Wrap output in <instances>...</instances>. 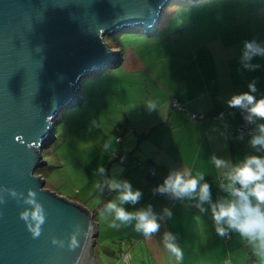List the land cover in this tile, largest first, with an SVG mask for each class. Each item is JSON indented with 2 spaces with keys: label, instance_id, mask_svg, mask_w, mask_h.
I'll return each mask as SVG.
<instances>
[{
  "label": "crops",
  "instance_id": "0c3cea01",
  "mask_svg": "<svg viewBox=\"0 0 264 264\" xmlns=\"http://www.w3.org/2000/svg\"><path fill=\"white\" fill-rule=\"evenodd\" d=\"M163 14L164 11L158 28ZM169 29L159 47L142 46L129 53L125 70L135 76L131 86L135 96L128 98V111L120 118L110 119L108 140L116 135L109 145L114 150L107 179H128L133 188L141 189V198L135 204H123L127 210L151 204L155 212L160 213L167 206L173 215L161 220V227L151 239H146L134 230V221L123 225L117 221L118 227L111 226L113 217L104 205L116 199L119 190L106 184L102 193L85 192L82 197L73 198L94 213L99 226L96 247L100 243L99 252L106 264H120L119 256L129 264H170L162 244L166 230L178 234L184 253L181 264H248L250 254L255 256L256 264H264V255L256 253L238 233L216 232L208 202H204L206 211L201 212L196 197L177 198L152 191L170 170L185 166L193 174H204L211 198L216 201L227 195L220 187L226 169L215 168L210 160L212 154L232 162L249 154L264 155V151L257 152L248 143L250 137L238 128L246 112L228 104L233 95L249 91L248 83L253 79L257 87L254 95L264 96V56L252 58V63L260 65L254 70L244 68L241 62L245 40L264 44V0H253L245 12L221 13L214 31L196 35L198 44L185 43L184 30L169 33ZM123 56L120 67L126 62ZM125 89L116 90L121 107L126 106ZM173 99L183 104L184 111L172 107ZM148 101L155 103V110L145 106ZM192 114L203 118L196 120ZM254 120L256 129L264 123V118ZM241 133L243 139H239ZM150 168L155 169L152 178ZM99 237L102 239L98 242Z\"/></svg>",
  "mask_w": 264,
  "mask_h": 264
},
{
  "label": "water",
  "instance_id": "95a60500",
  "mask_svg": "<svg viewBox=\"0 0 264 264\" xmlns=\"http://www.w3.org/2000/svg\"><path fill=\"white\" fill-rule=\"evenodd\" d=\"M171 1L0 0V264H100L94 213L46 188L36 170L82 80L122 63L106 37L150 34ZM28 199L43 210L38 235L31 215H20L31 213ZM72 234L77 244L69 247Z\"/></svg>",
  "mask_w": 264,
  "mask_h": 264
},
{
  "label": "rangeland",
  "instance_id": "374dc122",
  "mask_svg": "<svg viewBox=\"0 0 264 264\" xmlns=\"http://www.w3.org/2000/svg\"><path fill=\"white\" fill-rule=\"evenodd\" d=\"M252 1L172 0L164 8L159 28L151 29V34L158 30L156 34H146L141 28H136L107 36V43L113 48H119L124 54L125 65L85 77L76 99L77 105L60 112L55 121L53 135L43 149L46 164L36 172V175L41 173L45 179L46 188L74 202H77L73 198L76 195L82 197L85 192H101L96 187L97 183L102 184L103 191L105 190L108 166L114 150L109 145L114 143L116 135L114 133L113 139L108 140L110 135L107 129L111 130L109 122L112 117L120 118L125 110L128 111V98L135 96V91L131 88L135 76L125 70L131 51L140 50L142 46L159 47L163 44V36L169 26V33L175 29L187 32L185 43L198 44L199 37L196 38V35L214 31L221 13L245 12L246 5ZM123 87L126 88L123 91L126 94L123 98L125 107L120 106L116 92ZM118 143L115 142L117 145ZM100 166L105 169L103 173L99 171ZM99 198L97 196L96 200ZM101 239L99 237L98 242ZM99 246L100 243L95 246V254L100 264H106L99 252ZM119 258L120 264H129L124 257Z\"/></svg>",
  "mask_w": 264,
  "mask_h": 264
},
{
  "label": "clouds",
  "instance_id": "9594fccd",
  "mask_svg": "<svg viewBox=\"0 0 264 264\" xmlns=\"http://www.w3.org/2000/svg\"><path fill=\"white\" fill-rule=\"evenodd\" d=\"M258 55L264 56V44L255 39L245 40L241 55L243 67L249 70L260 67L259 64L251 62L252 58ZM248 89L249 91L233 95L228 100V104L239 106L244 110L248 121L264 118V96L257 98L254 95L257 91L255 79L249 81ZM145 106L149 110H155L156 107L152 101L146 102ZM239 139H243V133L240 134ZM248 143L257 152L264 151V123L257 125V132L249 138ZM210 160L216 169H226L222 173L225 180L220 184V187L227 193L225 197L213 201L210 185L204 179V174H193L192 170L185 166L170 170L163 182L157 184L152 191L169 193L177 198L196 197L195 203L201 212L206 211L204 202H208L218 234L224 235L229 231H234L245 238L256 253L264 255V155L249 154L242 160L232 162L212 154ZM99 171L103 173L104 167L100 166ZM105 183L108 187L119 190L117 198L104 205V209L112 214V227H118L117 221L121 225L134 221V230L143 233L146 239H151L152 234L161 227L160 221L173 215L172 210L167 206L162 212L157 213L151 204L135 211L127 210L123 204L125 202L135 204L141 198V189L133 188L128 179L106 178ZM96 187L103 191L102 184L97 183ZM28 203L34 205L31 213L24 210L20 215L26 220L31 215L37 225L32 228L33 235H38L40 231L38 225L44 219L43 210L34 199H28ZM177 236V233L170 230L162 234L163 248L168 253L170 264H181L184 258ZM53 243L63 244V241L53 238ZM76 244L75 234H72L69 247H74Z\"/></svg>",
  "mask_w": 264,
  "mask_h": 264
},
{
  "label": "built area",
  "instance_id": "2783aa9c",
  "mask_svg": "<svg viewBox=\"0 0 264 264\" xmlns=\"http://www.w3.org/2000/svg\"><path fill=\"white\" fill-rule=\"evenodd\" d=\"M172 107L177 110V111H184V106L183 104L177 100V99H173L172 100ZM247 114H242L243 117V121L240 124V126L238 127L240 131L244 132L245 135L247 137H251L253 134H255L257 132V129L255 128V120L252 121H248L245 117ZM192 117L196 120H200L203 118L202 115H198V114H192ZM121 139L118 138L117 141H120ZM155 175V169L154 168H150L149 170V177H154ZM169 194V193H167ZM171 195V194H170Z\"/></svg>",
  "mask_w": 264,
  "mask_h": 264
},
{
  "label": "trees",
  "instance_id": "16d2710c",
  "mask_svg": "<svg viewBox=\"0 0 264 264\" xmlns=\"http://www.w3.org/2000/svg\"><path fill=\"white\" fill-rule=\"evenodd\" d=\"M37 171L38 170H36V172ZM39 175H41V173H39ZM248 264H256L255 256L253 254H250V258H249Z\"/></svg>",
  "mask_w": 264,
  "mask_h": 264
},
{
  "label": "bare ground",
  "instance_id": "6f19581e",
  "mask_svg": "<svg viewBox=\"0 0 264 264\" xmlns=\"http://www.w3.org/2000/svg\"><path fill=\"white\" fill-rule=\"evenodd\" d=\"M100 73V72H99ZM83 101V100H82Z\"/></svg>",
  "mask_w": 264,
  "mask_h": 264
}]
</instances>
